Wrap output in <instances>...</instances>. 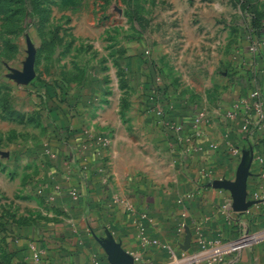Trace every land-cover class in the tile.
<instances>
[{
	"label": "rangeland",
	"instance_id": "rangeland-1",
	"mask_svg": "<svg viewBox=\"0 0 264 264\" xmlns=\"http://www.w3.org/2000/svg\"><path fill=\"white\" fill-rule=\"evenodd\" d=\"M261 27L264 0H0V264L94 183L171 190L198 134L264 95Z\"/></svg>",
	"mask_w": 264,
	"mask_h": 264
},
{
	"label": "crops",
	"instance_id": "crops-1",
	"mask_svg": "<svg viewBox=\"0 0 264 264\" xmlns=\"http://www.w3.org/2000/svg\"><path fill=\"white\" fill-rule=\"evenodd\" d=\"M258 74L264 89V72ZM234 101L240 109L234 119L213 121L189 144V152L180 154L183 176L171 190L149 183L138 193L128 185L104 195L94 183L95 194L83 189L90 200L86 197L78 212L71 210L72 217L64 216L69 223L52 231L46 244L32 243L23 251L24 264H113L105 246L110 239L134 264H170L186 255L193 257L190 264H264V238L219 260L210 257L216 241L240 235L241 221L252 232L264 227V124L244 130L246 117L254 114L248 99ZM244 162L246 202L252 203L237 211L233 190L224 184L236 182ZM76 182L69 185L82 187ZM66 194L57 200L62 207L70 205Z\"/></svg>",
	"mask_w": 264,
	"mask_h": 264
},
{
	"label": "built area",
	"instance_id": "built-area-1",
	"mask_svg": "<svg viewBox=\"0 0 264 264\" xmlns=\"http://www.w3.org/2000/svg\"><path fill=\"white\" fill-rule=\"evenodd\" d=\"M250 96L252 101L249 102V108H251L254 116L248 115L244 121V129L247 131L258 129L264 124V95L258 89H255L251 92ZM230 118H232V115H230ZM253 118L255 119L254 122ZM233 152H238V149H233ZM257 159L263 161L261 155H257ZM261 175L264 177V171H262ZM240 224L242 229L237 238L226 243H222L221 241L215 242L210 253L213 261L221 259L226 252L240 251L264 238V227L259 231L252 232L247 222L241 221ZM192 261L193 257L186 255L183 258H177L170 264H190Z\"/></svg>",
	"mask_w": 264,
	"mask_h": 264
},
{
	"label": "water",
	"instance_id": "water-1",
	"mask_svg": "<svg viewBox=\"0 0 264 264\" xmlns=\"http://www.w3.org/2000/svg\"><path fill=\"white\" fill-rule=\"evenodd\" d=\"M244 162L239 170L237 175L236 182H226L224 185L230 187L233 190L234 194V208L237 211H243L252 202H246V174L248 173L247 168L244 167ZM106 249L110 255V259L113 264H134L131 257L121 249V247L115 245L113 242L105 244Z\"/></svg>",
	"mask_w": 264,
	"mask_h": 264
},
{
	"label": "trees",
	"instance_id": "trees-1",
	"mask_svg": "<svg viewBox=\"0 0 264 264\" xmlns=\"http://www.w3.org/2000/svg\"><path fill=\"white\" fill-rule=\"evenodd\" d=\"M255 35L259 36V37H263L264 36V31L262 30V27L259 29L254 30L253 32ZM153 88H151L152 90ZM158 89V88H157ZM29 248V243L25 245V249Z\"/></svg>",
	"mask_w": 264,
	"mask_h": 264
}]
</instances>
